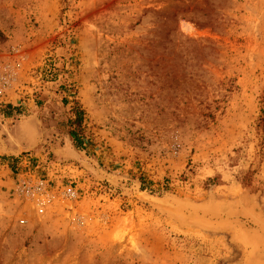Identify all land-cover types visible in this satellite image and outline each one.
I'll use <instances>...</instances> for the list:
<instances>
[{
  "label": "rangeland",
  "instance_id": "obj_1",
  "mask_svg": "<svg viewBox=\"0 0 264 264\" xmlns=\"http://www.w3.org/2000/svg\"><path fill=\"white\" fill-rule=\"evenodd\" d=\"M263 109L264 0H0V264H264Z\"/></svg>",
  "mask_w": 264,
  "mask_h": 264
},
{
  "label": "water",
  "instance_id": "obj_2",
  "mask_svg": "<svg viewBox=\"0 0 264 264\" xmlns=\"http://www.w3.org/2000/svg\"><path fill=\"white\" fill-rule=\"evenodd\" d=\"M199 215V214H198ZM201 216V215H199ZM206 220L223 221V222H236L243 228L245 238L248 244H251L255 251L256 260L264 262V224L254 219L246 218L245 221L242 218L234 214L219 215L214 214L210 217L201 216Z\"/></svg>",
  "mask_w": 264,
  "mask_h": 264
},
{
  "label": "trees",
  "instance_id": "obj_3",
  "mask_svg": "<svg viewBox=\"0 0 264 264\" xmlns=\"http://www.w3.org/2000/svg\"><path fill=\"white\" fill-rule=\"evenodd\" d=\"M7 116L10 117V114L8 112H5ZM71 113L75 114V119H71L68 121V125L70 127L69 135L73 140V144L76 148L82 149L84 148V138L82 134V121L84 118V112L81 109H73L71 110ZM259 129L261 132H264V109L262 110V115L259 119ZM252 174H246V176L243 178V185L249 186L252 182Z\"/></svg>",
  "mask_w": 264,
  "mask_h": 264
},
{
  "label": "crops",
  "instance_id": "obj_4",
  "mask_svg": "<svg viewBox=\"0 0 264 264\" xmlns=\"http://www.w3.org/2000/svg\"><path fill=\"white\" fill-rule=\"evenodd\" d=\"M19 126L21 127L22 124H20ZM0 133H1V130H0ZM37 137L38 135L36 131H29V138L32 144H35L38 142ZM20 148H21V145L19 144V141L14 140L13 138L7 139V140L5 139V141H3L2 137L0 136V156L1 157L18 154L17 152L20 150Z\"/></svg>",
  "mask_w": 264,
  "mask_h": 264
},
{
  "label": "built area",
  "instance_id": "obj_5",
  "mask_svg": "<svg viewBox=\"0 0 264 264\" xmlns=\"http://www.w3.org/2000/svg\"><path fill=\"white\" fill-rule=\"evenodd\" d=\"M28 156H29L28 159H30L31 155H28ZM2 162H3V157H0V165L3 164ZM21 182H22L23 185H26L28 183V181L26 182L25 179H23Z\"/></svg>",
  "mask_w": 264,
  "mask_h": 264
}]
</instances>
